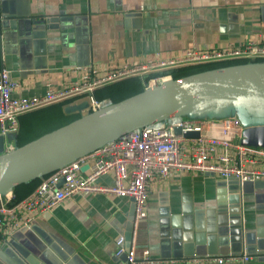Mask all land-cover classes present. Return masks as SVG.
Listing matches in <instances>:
<instances>
[{
    "label": "crops",
    "instance_id": "obj_1",
    "mask_svg": "<svg viewBox=\"0 0 264 264\" xmlns=\"http://www.w3.org/2000/svg\"><path fill=\"white\" fill-rule=\"evenodd\" d=\"M1 22L13 26H0V71L19 84L16 96L33 97L47 85L70 84L75 68L104 71L186 49L262 44L264 0H0ZM127 81L100 89L96 97L117 102L144 89L141 81ZM66 104L21 116L4 150L76 119L64 114ZM87 171L84 166L81 174ZM98 183L110 186L111 175ZM12 194L2 201L10 204ZM147 210L133 238L129 199L77 194L0 236V264H127L118 254L120 235L136 258L147 251L167 264H216L213 259L247 255L246 264H264V180L240 184L175 172L150 183Z\"/></svg>",
    "mask_w": 264,
    "mask_h": 264
},
{
    "label": "built area",
    "instance_id": "obj_2",
    "mask_svg": "<svg viewBox=\"0 0 264 264\" xmlns=\"http://www.w3.org/2000/svg\"><path fill=\"white\" fill-rule=\"evenodd\" d=\"M264 60V43L246 42L223 49L203 52L186 49L169 58L158 55L139 63H122L99 71L95 67L75 68V79L61 88L46 86L44 94L33 97L16 96L19 84L5 70L0 71V136L17 132L19 118L37 110L91 98L89 111L109 104L96 99L95 93L105 87L138 78L145 88L160 85L171 78V72L190 66L216 64L233 60ZM150 76V77H149ZM145 77V82L143 81ZM215 123H219L215 132ZM174 128L196 132L197 138L176 136ZM243 127L236 118L195 120L173 118L130 132L111 141L94 152L58 169L41 179V183L23 200L9 206L0 197V236L5 239L16 229L28 226L36 216L51 212L62 202L77 194H105L129 199L133 206L132 236L138 223L147 218L150 183L163 180L175 172L211 175L220 180L235 179L240 184L264 180V149L240 143ZM87 166L85 175L82 168ZM111 175L112 184L98 183L100 177ZM61 183V184H60ZM118 254L126 256L127 264H167L155 260L147 251L136 258L134 247L124 248L125 237L116 239ZM216 264H246L247 255L229 256L212 260ZM208 260L195 259L192 264Z\"/></svg>",
    "mask_w": 264,
    "mask_h": 264
},
{
    "label": "water",
    "instance_id": "obj_3",
    "mask_svg": "<svg viewBox=\"0 0 264 264\" xmlns=\"http://www.w3.org/2000/svg\"><path fill=\"white\" fill-rule=\"evenodd\" d=\"M0 26L13 25L1 22ZM95 98L99 100L96 94ZM90 102L91 98L69 102L63 112L77 114L76 119L22 146L5 151L3 141L16 132L0 136L1 198L130 132L173 118L218 121L236 116L243 127L240 143L264 149V61L171 77L96 111H89ZM173 133L185 139L198 137L179 128ZM230 200L234 203L237 198Z\"/></svg>",
    "mask_w": 264,
    "mask_h": 264
},
{
    "label": "trees",
    "instance_id": "obj_4",
    "mask_svg": "<svg viewBox=\"0 0 264 264\" xmlns=\"http://www.w3.org/2000/svg\"><path fill=\"white\" fill-rule=\"evenodd\" d=\"M262 61H264V60L263 59H256L254 61H249V60H233V61L221 62V63H216V64H208V65H200V66H190V67H186V68H182V69H179V70L172 71L171 72V76H172L173 79H179V78L184 77V76L192 75V74L199 73V72H203V71L210 70V69H215V68H220V67H226V66H231V65L245 64V63H248V62H262ZM130 82H132L134 85L140 84V80L138 78H136V79H130V81H127L126 83H130ZM66 103H69V102H66ZM40 183H41V179H36V180H32V181H30L28 183L21 184V185L15 187L13 189V192H12L13 194H12L11 202L8 205L9 206H12V205L16 204L17 202L23 200Z\"/></svg>",
    "mask_w": 264,
    "mask_h": 264
}]
</instances>
